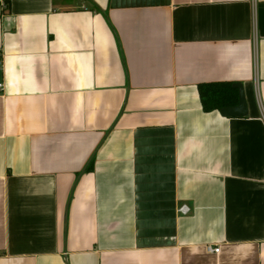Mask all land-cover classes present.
I'll return each instance as SVG.
<instances>
[{
    "label": "crops",
    "instance_id": "1",
    "mask_svg": "<svg viewBox=\"0 0 264 264\" xmlns=\"http://www.w3.org/2000/svg\"><path fill=\"white\" fill-rule=\"evenodd\" d=\"M0 83V264H264V0H0Z\"/></svg>",
    "mask_w": 264,
    "mask_h": 264
},
{
    "label": "trees",
    "instance_id": "2",
    "mask_svg": "<svg viewBox=\"0 0 264 264\" xmlns=\"http://www.w3.org/2000/svg\"><path fill=\"white\" fill-rule=\"evenodd\" d=\"M200 98L204 111L221 110L239 102V90L234 82L214 81L199 84Z\"/></svg>",
    "mask_w": 264,
    "mask_h": 264
},
{
    "label": "water",
    "instance_id": "3",
    "mask_svg": "<svg viewBox=\"0 0 264 264\" xmlns=\"http://www.w3.org/2000/svg\"><path fill=\"white\" fill-rule=\"evenodd\" d=\"M234 87L239 90V102L235 106L224 107L220 110L225 117H244L248 115V103L244 92V86L241 82H235Z\"/></svg>",
    "mask_w": 264,
    "mask_h": 264
},
{
    "label": "built area",
    "instance_id": "4",
    "mask_svg": "<svg viewBox=\"0 0 264 264\" xmlns=\"http://www.w3.org/2000/svg\"><path fill=\"white\" fill-rule=\"evenodd\" d=\"M0 88H3V83H0ZM181 210L184 212V213H187L188 211H189V208L187 207V206H183L182 208H181ZM209 248V250H211V251H213V252H216V253H218V252H220V247H211V246H209L208 247Z\"/></svg>",
    "mask_w": 264,
    "mask_h": 264
}]
</instances>
